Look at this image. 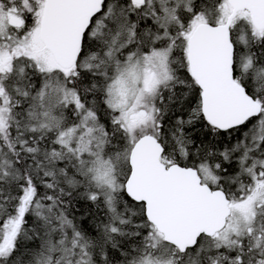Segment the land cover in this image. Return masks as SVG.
Masks as SVG:
<instances>
[{"label":"snow or ice","instance_id":"6c2138e0","mask_svg":"<svg viewBox=\"0 0 264 264\" xmlns=\"http://www.w3.org/2000/svg\"><path fill=\"white\" fill-rule=\"evenodd\" d=\"M0 264H264V0H0Z\"/></svg>","mask_w":264,"mask_h":264}]
</instances>
